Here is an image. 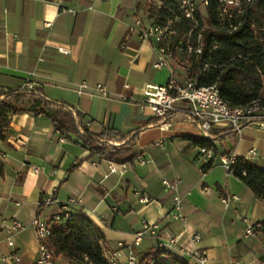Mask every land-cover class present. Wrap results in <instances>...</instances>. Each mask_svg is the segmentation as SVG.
<instances>
[{"label": "crops", "instance_id": "crops-1", "mask_svg": "<svg viewBox=\"0 0 264 264\" xmlns=\"http://www.w3.org/2000/svg\"><path fill=\"white\" fill-rule=\"evenodd\" d=\"M136 19L147 23V0H0V93L28 78L49 100L73 107L92 134L139 132L134 165L115 164L90 157L74 136L61 137L41 116L11 114L0 141V258L16 252V264H34L32 221L49 224L62 205L104 233L103 249L116 253L120 264H128L129 251L139 261L154 251L150 237L134 245L142 221L159 225L163 243L178 237L166 251L188 264L197 263V252L205 254L206 264H257L264 256L261 234H245L248 226L264 222V199L222 164L223 156L243 158L264 170V128L216 133L203 154L186 139L201 138L189 125L146 128L154 118L141 108L143 90L166 84L169 72L152 67L150 43L128 34ZM176 75L183 73L177 68ZM81 84L88 87L82 93ZM96 85L110 96H100ZM122 95L130 99L122 101ZM16 105L24 107L27 100ZM111 165L126 168L110 173ZM164 181L178 183L166 188ZM176 197L184 220L170 215ZM233 197L237 201L224 206L222 198ZM44 198L52 203L40 209ZM15 222L23 228L15 229ZM195 234L197 242L191 240ZM55 264L88 263L60 255Z\"/></svg>", "mask_w": 264, "mask_h": 264}, {"label": "built area", "instance_id": "built-area-1", "mask_svg": "<svg viewBox=\"0 0 264 264\" xmlns=\"http://www.w3.org/2000/svg\"><path fill=\"white\" fill-rule=\"evenodd\" d=\"M258 0H147L148 21L146 24L141 19H136L129 27L128 34H136L141 42L151 44L155 60L152 67L156 70L166 69L169 72V80L164 85L147 84L142 93L141 108L148 109L151 116L161 122V126H169L175 123H184L198 132L202 139L211 140L212 134L231 131L240 132L248 125H256L264 128V107L254 101L243 107H230L219 95L217 85L210 87L198 86V75L188 72L189 59L193 57L199 60L204 49L203 33L210 29L208 20L214 19L215 25L223 28L227 33H233L240 27L245 10ZM211 11L214 14H211ZM165 15V16H162ZM164 17V19H163ZM184 24V25H183ZM187 26V27H183ZM183 28V30H182ZM188 28L187 30H185ZM216 46L213 47L215 49ZM60 52L65 53L62 49ZM208 65H203L206 69ZM183 73L181 78L176 75V69ZM86 84L79 86V92L87 89ZM124 89L129 86L124 85ZM22 92L34 90V84L27 78L18 87ZM94 90L102 97L110 96L102 85H96ZM122 101H127L125 95L120 96ZM203 154L205 148H201ZM210 154V151H207ZM233 157H222V164L229 170L234 162ZM126 166H110V173H123ZM38 170L35 169V172ZM178 183V182H177ZM175 183V184H177ZM166 188H172L175 184L169 181L163 182ZM141 202L148 200L139 197ZM231 201H237L233 197L222 198L224 206ZM52 203L50 199H40L38 206ZM171 217L175 220H184L181 212L179 198H174V209ZM75 213L69 210L68 205L60 206V213L54 216L49 224L33 219L38 241L37 257L34 264H55L54 252L45 245V240L51 235L52 230L74 218ZM15 229H22L19 222L14 223ZM159 225L157 223L141 222L140 229L136 232L134 245H138L144 237L154 239V250H167L178 242L177 238H171L166 243L158 239ZM256 232L261 234L264 243V222H257L246 228V236H252ZM199 234L192 236L191 240L197 242ZM123 244H119L122 247ZM196 264H206L204 253L194 254ZM104 256L108 264H120L116 253L104 250ZM20 260L16 252L9 256L1 257L0 264H16ZM128 264H139L136 255L129 251ZM235 264V263H234ZM238 264V263H237ZM257 264H264V256Z\"/></svg>", "mask_w": 264, "mask_h": 264}, {"label": "trees", "instance_id": "trees-1", "mask_svg": "<svg viewBox=\"0 0 264 264\" xmlns=\"http://www.w3.org/2000/svg\"><path fill=\"white\" fill-rule=\"evenodd\" d=\"M211 14L214 12L211 11ZM215 23L214 19L208 20L210 29L202 36V56L199 60L193 57L189 59L188 72L194 76L200 74L199 87L217 85L220 98L230 107H243L254 101L264 107V95L260 96L264 89V0H258L245 10L240 27L233 33H227ZM203 65L208 67L203 69ZM21 99L27 100L26 106L16 105ZM22 113L47 119L61 137L69 139L74 136L76 144L87 149L90 157L132 166L139 157L135 152L138 131L128 135L114 130L92 134L86 130L81 115L73 107L49 100L36 88L30 92H22L17 88L0 93V141L5 139L8 117ZM159 125L161 122L153 119L145 127ZM212 136L211 140L217 137L216 134ZM186 139L201 148H208L211 143V140L202 138ZM211 165L212 161L209 160L203 170L207 171ZM228 173L258 198L264 199V170L243 158H235ZM104 243V233L89 218L78 214L67 223L55 227L45 240V245L54 252L55 258L64 255L71 261L85 260L88 264H108L104 256ZM139 264L188 263L166 250H154L140 259Z\"/></svg>", "mask_w": 264, "mask_h": 264}, {"label": "rangeland", "instance_id": "rangeland-1", "mask_svg": "<svg viewBox=\"0 0 264 264\" xmlns=\"http://www.w3.org/2000/svg\"><path fill=\"white\" fill-rule=\"evenodd\" d=\"M183 27H187V26H183ZM183 30V28H182ZM264 95V89H262V91L260 92V96Z\"/></svg>", "mask_w": 264, "mask_h": 264}]
</instances>
